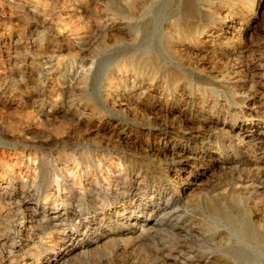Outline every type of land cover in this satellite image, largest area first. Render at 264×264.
I'll list each match as a JSON object with an SVG mask.
<instances>
[{
  "label": "rangeland",
  "instance_id": "374dc122",
  "mask_svg": "<svg viewBox=\"0 0 264 264\" xmlns=\"http://www.w3.org/2000/svg\"><path fill=\"white\" fill-rule=\"evenodd\" d=\"M0 264H264V0H0Z\"/></svg>",
  "mask_w": 264,
  "mask_h": 264
}]
</instances>
